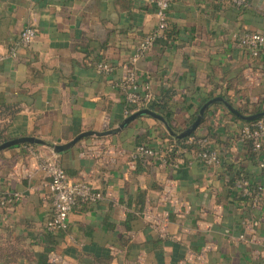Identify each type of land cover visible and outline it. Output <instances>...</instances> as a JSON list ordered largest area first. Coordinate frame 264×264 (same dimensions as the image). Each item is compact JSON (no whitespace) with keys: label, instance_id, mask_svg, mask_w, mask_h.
Listing matches in <instances>:
<instances>
[{"label":"crops","instance_id":"0c3cea01","mask_svg":"<svg viewBox=\"0 0 264 264\" xmlns=\"http://www.w3.org/2000/svg\"><path fill=\"white\" fill-rule=\"evenodd\" d=\"M28 25L38 37L17 57L8 55ZM156 25L155 0H0L3 133L10 140L41 139L45 144L29 145L50 157L49 144L117 127L128 117L120 87L126 65ZM253 31H264V0L242 7L226 0H172L164 36L133 66L154 98L170 86L176 89L175 131L193 123L202 96L212 91L215 97L230 95L236 108L247 105L254 112L264 106V54L253 57L239 42ZM101 62L113 70L99 71ZM207 113L209 120L197 133L219 151L217 167L191 152L177 154V165L158 158L133 163L130 152L137 145L162 150L172 142L160 134L164 123L150 115L117 134L86 136L57 153L69 177L85 178L109 195L96 204L78 203L67 229L58 232L45 229L53 197L29 145L2 150L0 193L19 198L0 206V253L25 252L20 264H197L189 253L208 247L206 264H264V199L253 204L227 183L235 177L232 169L242 168L252 185H264V144L257 152L243 140L244 120L223 104ZM147 131L150 142L138 141ZM169 180L187 214L171 213L162 235L143 212L150 205H158V212L171 209L159 205L160 188Z\"/></svg>","mask_w":264,"mask_h":264},{"label":"built area","instance_id":"2783aa9c","mask_svg":"<svg viewBox=\"0 0 264 264\" xmlns=\"http://www.w3.org/2000/svg\"><path fill=\"white\" fill-rule=\"evenodd\" d=\"M226 1L232 2L239 7L248 4V0ZM171 2L172 0H155L156 28L142 39L135 55L132 57V62L126 65V73L120 83V87L126 94L128 116L142 108L148 107V104L154 99L150 85L140 84L133 65L140 57L146 55L153 48L159 38L164 36L168 28ZM37 37L38 30L32 25L26 26L10 48L8 55L17 57L19 49L29 46ZM239 42L253 57H259L264 54V31L247 32L239 37ZM5 57L6 55L0 54V62ZM98 69L101 72L109 73L113 70V67L108 63L101 62L98 64ZM240 135L243 140L251 141L257 152L261 151L264 144V119L257 120L251 124H244L240 128ZM189 143H193V138L189 140ZM197 143L198 148L191 151L197 160L210 167H217L221 164L222 157L219 151L211 146L208 138L198 140ZM28 150L31 156L37 160L38 168L45 173L49 190L53 197V213L45 225V229L48 232H58L67 229L70 213L78 203L92 205L109 197L105 191L95 188L87 179L69 177L56 156L59 152L52 150V156L46 157L41 155L34 145H29ZM174 152L181 154L186 152V149L175 151V146L168 144L164 149L156 150L149 145L139 144L130 152V160L135 163L144 158H158L166 164L177 165L181 157H173L172 153ZM261 166L264 168V163ZM236 187L243 191L245 197H255V202L264 197V185H252L249 179H239L236 182ZM175 188L174 181H167L159 198V205L169 206L171 209L158 212V210L154 211L156 207H159L158 205H150L143 212L149 225L162 235L167 232L171 213L180 218L187 214L186 203L175 194ZM18 196V194L6 195L0 193V206L13 202L19 198ZM249 223L248 220L245 221L246 228L249 227ZM244 236L242 235V237ZM207 250L208 247H205L198 253L190 252L188 259L193 260L197 264H206Z\"/></svg>","mask_w":264,"mask_h":264},{"label":"trees","instance_id":"16d2710c","mask_svg":"<svg viewBox=\"0 0 264 264\" xmlns=\"http://www.w3.org/2000/svg\"><path fill=\"white\" fill-rule=\"evenodd\" d=\"M176 89L173 86H170L168 89H166L164 91V94H162L160 97H155L149 104H148V108L158 112L159 114L163 115L164 117H166V119L168 120V122L170 123V125L175 129L178 130V127L175 123V115H176V111L174 109V100H175V96H176ZM223 97L225 96L226 99H228L232 104H235L233 98L230 95L227 94H221ZM215 93L214 91L210 92V93H206L205 95L202 96L200 105L197 109V111L192 115V118L195 119L196 114H198L201 106L207 102L208 100H210L211 98L215 97ZM240 112H242L243 114H250L253 113L252 111H250V109L248 108L247 105H243V106H238L237 107ZM264 110V106L260 107L258 110L254 111L255 112H259V111H263ZM208 113L205 115V118L203 120V122L200 124L201 126L205 125V123L208 122L209 118H207ZM237 117V116H236ZM239 118V117H238ZM240 119V118H239ZM260 119H264V118H260ZM257 119V120H260ZM241 120V119H240ZM257 120H253V121H243L245 124H251L254 123ZM180 130V129H179ZM198 130V129H197ZM197 130L194 131L191 135L177 139L175 137H173L172 135L169 134V132L164 128L162 129V131L160 132V134L164 137H168L171 139V143L172 145L175 146V151L179 150V149H186V152H191L193 149H197L198 148V140L201 139H207L208 136H204V135H199L197 133ZM149 132L147 131L146 133H143L139 136L138 141L140 142H150V138H149ZM193 138V143H189V140ZM209 139V138H208ZM10 140L9 136H6L3 133V130L0 128V144ZM195 141V142H194ZM251 143V142H250ZM30 143H22L20 144L21 146H25V145H29ZM184 152V153H186ZM256 152H254L255 154ZM2 154V151L0 152V156ZM173 157H177L179 155H177L176 152L172 153ZM145 159V158H144ZM143 159H140L139 161L141 162ZM232 170L235 171V177L231 180H229L227 183L232 186L234 184H236V182L241 179V178H245L248 179L246 177V175L244 174V171L242 168L239 169H235L233 168ZM161 191L163 188H160ZM142 194V198L144 197V199L146 198V191L142 190L141 192ZM264 198H261L259 200H257V204L261 203V201ZM255 197H251V201L253 202V204H255L254 202ZM143 208V206H142ZM141 208V209H142ZM144 209V208H143ZM25 253V252H23ZM23 253H19L18 251H16L15 249H9L3 253H0V262H2V260L5 259L6 264H20V263H16L19 257H22ZM44 264H47L48 261L47 260H43ZM43 262H40L39 264H43Z\"/></svg>","mask_w":264,"mask_h":264},{"label":"water","instance_id":"95a60500","mask_svg":"<svg viewBox=\"0 0 264 264\" xmlns=\"http://www.w3.org/2000/svg\"><path fill=\"white\" fill-rule=\"evenodd\" d=\"M216 103L223 104L232 114H234L235 116L239 117L240 119H242L244 121H253V120L260 119V118H264V110L246 115V114H243L242 112H240V110L238 108H236L232 103H230L225 97L217 96V97L211 98L210 100L205 102L202 105V107L200 108V110L196 116V119L193 121V123L189 127H187L186 129H184L180 132H177L172 128V126L169 124L166 117H164L163 115L159 114L158 112L146 107V108H142V109L132 113L128 117H126L115 128L104 130V131H93V130L85 131V132H82L81 134H79L77 137H75V139H73L72 141H70L68 143H65V144H49L48 146L53 148V150L56 152H62V151H65V150L71 148L80 139H82L86 136H99L100 137V136H109V135L117 134V133L121 132L127 125H129L131 122H133L135 119H137L143 115H150L154 118L159 119L162 123H164L166 130L169 132L170 135H172L173 137H175L177 139H180V138L189 136L194 131H196L199 128L200 124L203 122L207 110L212 105H214ZM22 143L45 144L44 141H42L41 139H38L36 137H20V138L11 139V140H8V141L1 143L0 144V151L4 150L6 148H9L11 146L19 145Z\"/></svg>","mask_w":264,"mask_h":264},{"label":"rangeland","instance_id":"374dc122","mask_svg":"<svg viewBox=\"0 0 264 264\" xmlns=\"http://www.w3.org/2000/svg\"><path fill=\"white\" fill-rule=\"evenodd\" d=\"M254 113V112H253Z\"/></svg>","mask_w":264,"mask_h":264}]
</instances>
